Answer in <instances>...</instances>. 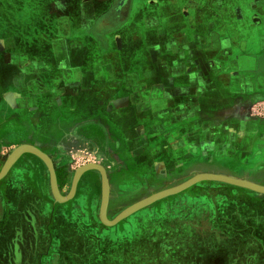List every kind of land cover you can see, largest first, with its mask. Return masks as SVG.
I'll return each mask as SVG.
<instances>
[{
  "label": "crops",
  "instance_id": "1",
  "mask_svg": "<svg viewBox=\"0 0 264 264\" xmlns=\"http://www.w3.org/2000/svg\"><path fill=\"white\" fill-rule=\"evenodd\" d=\"M121 2L0 0V52L10 50L1 78L15 69L19 99L36 101L17 112L128 150L132 168L116 192L121 179L131 187L146 176L152 188L200 171L264 178L248 168L264 162V123L245 118L264 98V0H126L118 14ZM202 192L212 201L187 194L161 218L175 228L159 237L62 236L27 258L26 241L21 259L11 253L16 225L1 217L0 264H49L52 252L55 264H264V193ZM232 192L239 202L225 198Z\"/></svg>",
  "mask_w": 264,
  "mask_h": 264
},
{
  "label": "rangeland",
  "instance_id": "2",
  "mask_svg": "<svg viewBox=\"0 0 264 264\" xmlns=\"http://www.w3.org/2000/svg\"><path fill=\"white\" fill-rule=\"evenodd\" d=\"M6 52H0V170L17 147L23 144L33 145L50 158L57 188L59 193L65 196L70 191L71 181L76 169L86 163H98L104 167L109 179V188L111 186L106 208V217L109 220L134 203L165 189L152 188V177L146 176L144 180L138 179L131 187H128L129 180L121 179L125 184L122 187L127 190H122L123 192L118 194L113 190V174L123 176L124 173L128 172L129 166L132 168L126 157L128 150L107 145L102 146L97 142L82 140L81 134L83 132L77 129L79 126L66 131L55 130L57 124H55L53 118L48 121L45 117H41L43 121H39L37 124L31 123V117L23 116L19 111L25 101L28 105L35 104L36 101L33 99H26L25 101L19 99L18 91L22 89L20 88L21 85L13 79L16 70L8 67V78L5 80L1 78V59L2 56H9L10 53L8 52L10 50ZM36 87L43 90L42 83H39ZM27 89L31 90L32 87L27 85ZM255 102L254 105V102L247 105L245 118L251 122L256 121L262 124L264 123V98ZM17 110L19 111L17 112ZM9 113L10 115H8ZM140 166L143 168L146 165L142 163ZM235 166L239 167L240 165ZM248 168L249 171L253 172L254 179L264 177V162L248 165ZM230 176L241 178L238 173ZM79 179L75 195L66 201H58L52 195L49 172L44 160L32 152H22L0 178V215L1 210L6 209L10 204L17 206L19 209L20 207H27L28 204L31 205L29 208L35 209L34 215L38 222L40 235L43 237L42 241L57 240L62 236L87 237L88 241H94L99 237L105 241L116 240L117 236L119 238L125 236L132 238L159 237L166 231L175 228L174 223L172 225L167 224V222L163 223L161 218L166 214L170 216V211L177 203L185 204L186 199L189 198L187 194L199 193L200 197L197 194L195 198H202L206 202H211L212 197L207 192H202L204 188L214 189L218 186L246 188L218 180H199L180 191L143 204L113 225H106L98 217L102 191L100 172L96 168L90 167L81 173ZM249 181L264 184V178L259 179V181ZM260 181L261 183H259ZM180 183L182 182L166 188ZM215 198L220 197L215 196ZM225 198L233 199L235 202L240 201V195L234 192L229 196H225ZM20 199H22L21 202ZM5 216L8 215L5 214ZM5 216L2 217L6 218ZM44 223H49L51 227L42 228ZM96 246V244H93L94 248ZM103 247L104 252L109 254L112 244L105 243ZM53 250H57V247L52 248L51 251ZM122 252H129V250H123ZM52 255H57V253L52 252Z\"/></svg>",
  "mask_w": 264,
  "mask_h": 264
},
{
  "label": "water",
  "instance_id": "3",
  "mask_svg": "<svg viewBox=\"0 0 264 264\" xmlns=\"http://www.w3.org/2000/svg\"><path fill=\"white\" fill-rule=\"evenodd\" d=\"M25 151H29V152L34 153L35 155H37L41 159H43L44 162L46 163L47 168H48V172H49L51 192H52L53 197L58 201H66V200L72 198V196L75 192V187H76L77 181H78L81 173L87 168H90V167L96 168L100 172V179H101V186H102L101 201H100V208H99L98 217H99L100 221L106 225L115 224L116 222H118L122 218L126 217L128 214H130L134 210L141 207L143 204L151 202V201L158 199L162 196L180 191V190L190 186L191 184H193L199 180H203V179H212V180L223 181V182H226L229 184H233V185H237V186H241V187H246V188L255 190L257 192L264 193V185L254 183V182H251V181L243 179V178H237V177H233V176L225 175V174H220V173H208V172L196 173L195 175L191 176L190 178H188L184 182L180 183L179 185L162 189V190H160V191H158V192L134 203L133 205L122 210L113 219L109 220L106 217V208H107L108 197H109V183H108V178L106 176L105 169L102 165H100L98 163H91L90 162V163H86V164L80 166L79 168H77L75 173H74L73 179H72V183H71L69 193L66 194L65 196H62L59 193V190L57 188L55 173H54L52 162H51L50 158L48 157L47 154H45L41 150L37 149L33 145L23 144V145H20L19 147H17L11 153V155L8 157L5 164L3 165L2 169L0 170V178L8 171L9 167L18 158V156L22 152H25Z\"/></svg>",
  "mask_w": 264,
  "mask_h": 264
},
{
  "label": "flooded vegetation",
  "instance_id": "4",
  "mask_svg": "<svg viewBox=\"0 0 264 264\" xmlns=\"http://www.w3.org/2000/svg\"><path fill=\"white\" fill-rule=\"evenodd\" d=\"M120 1H122L121 4H120L121 9H119L117 13L118 14H124L125 10L127 8V4L125 5V1L126 0H120ZM123 5H124V8L122 7ZM13 79L17 83V77L14 76ZM119 175L120 174H113V190L114 191H116L115 190V183L117 181L116 177L118 178ZM139 180H144V178L139 179ZM79 181H80V179L77 181V184H76V187H75V191H77V189H78ZM71 183H72V181H71ZM129 189H132V188H129ZM122 190L124 191L125 189H122ZM122 190L120 192H118V194L122 193L123 192ZM75 193L76 192H74L73 195H75ZM21 200L22 199H20V202H21ZM32 205H33V203H32ZM65 205H66V203H65ZM29 207H31V205L28 204L27 207H20V209H19V208H17V206H14V205L10 204L7 207L8 209L5 207L6 209L1 210V215L0 216L1 217L5 216V214L8 215L7 217L5 216L6 217L5 219H8L7 223L11 222V224L13 223L14 225H16V227L13 228V236H12V239H11V242H12L11 253H13V255H17L18 259H21L22 250H23L22 247H24L23 244L26 243V241H27V243H31L33 241V250H32L31 245L29 244L28 253H27L26 258L32 252H33V254L36 252V249L38 248V246H36L37 242H41V243L42 242H46V243H48V241H42L43 237H42V235H40V232L38 230L39 227L37 225L38 222H37V219H35V215H34V210L35 209H31ZM45 227H51V225L49 223H44V226H42V228H45ZM58 241H59V239H57V242ZM15 243H16V246H15ZM44 246H45V249H44L43 252H41V255H43V256L47 255L48 256V249L49 248H48L47 244H45ZM15 248L17 249V254H16V251H15ZM39 249H40V247H39ZM38 252L39 251H37L35 254H38ZM50 258H51V260H50L49 264H55V255L51 256Z\"/></svg>",
  "mask_w": 264,
  "mask_h": 264
}]
</instances>
